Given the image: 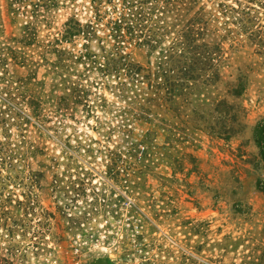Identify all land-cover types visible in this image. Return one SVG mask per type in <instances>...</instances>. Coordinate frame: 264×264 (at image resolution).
<instances>
[{
  "label": "rangeland",
  "instance_id": "1",
  "mask_svg": "<svg viewBox=\"0 0 264 264\" xmlns=\"http://www.w3.org/2000/svg\"><path fill=\"white\" fill-rule=\"evenodd\" d=\"M263 118L264 0H0V264H264Z\"/></svg>",
  "mask_w": 264,
  "mask_h": 264
},
{
  "label": "trees",
  "instance_id": "2",
  "mask_svg": "<svg viewBox=\"0 0 264 264\" xmlns=\"http://www.w3.org/2000/svg\"><path fill=\"white\" fill-rule=\"evenodd\" d=\"M165 56V55H164ZM167 57V55H166ZM236 92H240L239 89H236ZM254 140L256 145L259 148V154L257 160L259 164L264 167V118L259 121L254 129ZM259 188L264 191V186L259 182Z\"/></svg>",
  "mask_w": 264,
  "mask_h": 264
}]
</instances>
